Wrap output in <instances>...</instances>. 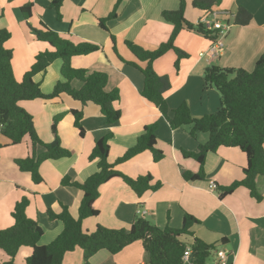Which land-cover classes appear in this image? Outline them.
<instances>
[{
	"label": "crops",
	"instance_id": "crops-1",
	"mask_svg": "<svg viewBox=\"0 0 264 264\" xmlns=\"http://www.w3.org/2000/svg\"><path fill=\"white\" fill-rule=\"evenodd\" d=\"M52 1L0 0V28L11 33L6 48L13 52L16 79L21 81L35 63L36 56L50 49L49 44L38 41L30 29V26L43 29L45 25L73 43L89 42L101 47L91 55L73 57L72 65L108 76L107 91L118 89L120 92L115 108L122 116L117 124L109 126L97 105H83L68 95L51 101H21L20 106L34 117L36 130L45 143L54 141L53 120L62 115L57 134L62 147L71 151L72 156L45 161L40 168L43 182L35 184L30 173L21 172L15 165V160L31 155V141L26 138L19 145H10L9 140L0 136V142L6 145L0 149V229L15 225L14 209L27 197L30 200L27 215L44 231L39 244H51L62 233L64 225L59 220H50L48 211L59 213L65 206L75 219L79 218L84 192L63 186L62 180L70 177L72 181L85 182L98 172L97 161L89 159L95 143L112 135L109 162L114 164L137 144L146 127L158 125L155 131L157 149L164 153L163 160L155 162L153 154L145 151L117 168L131 178L151 175L153 184L161 182V188L139 198L123 179L110 180L101 186L95 202L99 215L86 219L83 230L93 233L99 225L109 229H130L139 218L161 229H180L184 216L190 214L201 223L193 226V236L182 240L193 244L195 238H199L213 245L215 250L208 264H217V251L225 252L227 264H264V198L261 202L256 201L244 187L220 198V188L244 179L246 155L237 148H220L206 157L204 179L186 180L182 170L198 173L200 165L192 158H185L183 151L197 152L200 145L208 142L209 135L199 133L193 137L190 127L173 129L160 110L141 95L144 76L128 64L137 59L126 41L155 51L169 40L174 27L163 20L162 13L177 10L180 0H123L117 18L107 22L109 31L100 27V20L114 11L118 0H65L60 13L51 6ZM193 1L185 0V18L197 24L205 12L195 9ZM27 4L33 5L29 21L21 11ZM240 7L252 14V20L245 26L234 25L225 40V53L219 59L208 64L200 54L209 48V39L184 30L177 37L176 46L189 57L181 61L179 70L175 67L177 55L174 51L154 63L156 73L170 79L171 89L165 98L172 111L186 103L195 118H202L220 107L219 91L204 88V75L209 67L249 72L255 69L257 61L264 55V0H222L219 9L236 15ZM112 36L117 40L120 58L115 52ZM62 66L63 61L57 60L45 74L35 76V82L41 85L45 94H51L58 82L65 81ZM73 84L80 87L77 81ZM72 110L84 113L83 137L75 126ZM211 182L218 185L216 192L210 190ZM141 209L146 214L139 216L137 212ZM30 251L29 248L21 249L15 257L16 263L25 264ZM5 261L8 258L0 249V262ZM148 261L143 242L137 241L117 254L100 251L93 256L91 264H146ZM63 264H84L83 250L77 248L68 253Z\"/></svg>",
	"mask_w": 264,
	"mask_h": 264
},
{
	"label": "trees",
	"instance_id": "trees-1",
	"mask_svg": "<svg viewBox=\"0 0 264 264\" xmlns=\"http://www.w3.org/2000/svg\"><path fill=\"white\" fill-rule=\"evenodd\" d=\"M64 1L53 0L51 6L60 13ZM122 2L123 0H118L114 11L107 18L100 20V27L103 30L109 31L107 22L117 18ZM221 3L222 0H194L193 7L202 12H208L219 8ZM32 8V4L21 8L27 21L32 17ZM185 8V0H180L177 10L162 13L163 20L172 24L174 29L169 40L161 44L157 50L148 51L131 41H126V46L137 59V62H128V64L140 70L144 76V88L141 95L160 110L165 121L173 129L190 127L193 137L199 133L209 135L208 142L200 145L197 152L183 151L185 158H192L200 165L198 173L182 170L183 177L188 181L204 179V165L209 154L217 153L223 147L237 148L247 157V166L244 168L245 177L229 187L220 188V198L244 187L256 201L261 202L264 198V55L257 61L252 72L219 66H211L206 70L205 90L214 88L221 94V107L215 113L195 118L186 103L172 111L165 98V94L171 89L170 79L168 76H159L155 71L154 63L168 52L174 51L177 55L175 67L179 70L181 61L189 57L186 52L176 46L179 34L187 30L209 38L211 33L204 25L189 22L185 18ZM251 20L252 14L246 8L240 7L235 24L245 26ZM43 26V29L31 26L30 29L38 41L49 44L50 49L36 56L35 63L21 81L15 77L12 63L13 52L6 48V43L11 39V33L7 29L0 28L1 136L9 140L10 145H19L26 138L31 141V155L25 159L15 160V165L21 172L30 173L35 184L43 182L40 168L45 161L69 158L72 152L62 147L57 134V126L62 115L53 120L54 141L45 143L36 130L34 117L20 106L21 101L39 99L51 101L68 95L83 105L89 103L97 105L109 126L117 124L122 116L121 111L115 108V103L120 100V92L118 89L107 91L108 76L100 72L91 73L72 65L73 57L91 55L100 51L101 47L89 42L73 43ZM112 41L115 52L120 58L114 36ZM57 60L63 61L61 73L65 81L58 82L51 94H45L34 78L38 74H45ZM138 62L145 66L141 67ZM76 81L80 83L79 88L73 84ZM72 114L75 118V126L83 137L85 135L82 126L84 113L81 110H72ZM157 127L158 125L146 127L145 133L138 139L137 144L114 164L109 162L112 135L109 134L95 143L89 159L97 161L98 172L85 182H75L70 177L62 180L63 186L77 188L84 192L79 218L75 219L65 206H62L59 213L53 210L48 211L50 220H59L64 225L62 233L51 244L45 246L39 244L44 231L37 221L27 215L30 200L24 197L18 202L12 214L15 225L8 229H0V249L8 258V261L0 264H17L15 257L23 248L31 250L25 258V264H63L65 256L77 248L84 252V264H91L93 256L100 251L117 254L137 241L143 242L149 257L146 264H185L183 258L189 247L192 249L190 264H208L215 250L213 245L199 238H195L193 244L182 241L183 237L193 236V226L201 223L190 214L184 216L183 226L180 229L170 227L161 229L150 221L139 218L130 229H109L99 225L93 233L83 230V222L86 219L99 215L95 202L100 196L101 186L110 180L123 179L139 198L147 192L158 191L161 188V182L153 184L151 175L131 178L117 168L145 151L153 154L155 162L163 160L164 153L157 149L155 134ZM4 147L6 145L0 142V149Z\"/></svg>",
	"mask_w": 264,
	"mask_h": 264
},
{
	"label": "built area",
	"instance_id": "built-area-1",
	"mask_svg": "<svg viewBox=\"0 0 264 264\" xmlns=\"http://www.w3.org/2000/svg\"><path fill=\"white\" fill-rule=\"evenodd\" d=\"M236 15L222 9H215L213 11L205 12V15L197 22L202 24L209 34L210 46L207 50L202 52L201 58H204L208 64L219 59L226 50V38L229 35L231 29L235 25ZM1 136V131H0ZM210 190L216 192L218 185L215 182H211ZM138 215L142 216L146 214L143 210H138ZM217 264H227V256L224 251H217ZM183 261L185 264H190L192 261V249L189 247L185 254Z\"/></svg>",
	"mask_w": 264,
	"mask_h": 264
},
{
	"label": "rangeland",
	"instance_id": "rangeland-1",
	"mask_svg": "<svg viewBox=\"0 0 264 264\" xmlns=\"http://www.w3.org/2000/svg\"><path fill=\"white\" fill-rule=\"evenodd\" d=\"M226 11H229V10H226ZM229 12H230V11H229ZM231 13H232V12H231ZM220 107H221V103H220ZM220 107H219V108H220ZM219 108H218V109H219ZM218 109H217V110H218ZM217 110H216V111H217ZM216 111H215V112H216ZM215 112H214V113H215ZM207 135H208V134H207ZM141 210H142V209H141ZM182 241H183V240H182ZM21 256H22V253H21ZM0 263H3V262H0Z\"/></svg>",
	"mask_w": 264,
	"mask_h": 264
}]
</instances>
